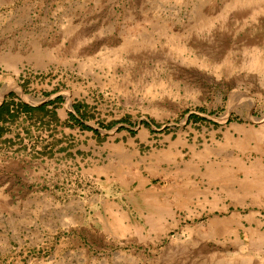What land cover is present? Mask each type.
I'll return each mask as SVG.
<instances>
[{"label": "rangeland", "instance_id": "rangeland-1", "mask_svg": "<svg viewBox=\"0 0 264 264\" xmlns=\"http://www.w3.org/2000/svg\"><path fill=\"white\" fill-rule=\"evenodd\" d=\"M8 88L0 264H264V0H0Z\"/></svg>", "mask_w": 264, "mask_h": 264}, {"label": "crops", "instance_id": "crops-1", "mask_svg": "<svg viewBox=\"0 0 264 264\" xmlns=\"http://www.w3.org/2000/svg\"><path fill=\"white\" fill-rule=\"evenodd\" d=\"M14 90L12 88H8L5 91L0 92V107H4L7 111V114L4 115V120L0 122V127L4 130V135L1 137L3 141L13 142L14 140H22L23 139V129H22V121L27 118H30L31 112H35L37 109H44L46 114L54 115L56 118L60 115V108L55 103L57 99L48 98L45 100L44 104H35L31 102H26L20 100V98L13 97ZM17 96V95H16ZM57 107V108H56ZM25 108V109H24ZM66 110L67 115H74L70 112V110L64 108ZM15 116H18L19 126L17 127ZM14 120V121H13ZM153 127L140 128L134 134L130 130H126L123 133V137L128 145L136 148H139L141 145H149L152 146L155 143V134L153 132ZM169 145V144H168ZM22 147H19L18 153L22 154L24 151ZM56 148H51V154H54ZM29 151V148L26 149V152ZM41 152V150H40ZM4 172L8 174H15L10 166L4 168Z\"/></svg>", "mask_w": 264, "mask_h": 264}, {"label": "trees", "instance_id": "trees-1", "mask_svg": "<svg viewBox=\"0 0 264 264\" xmlns=\"http://www.w3.org/2000/svg\"><path fill=\"white\" fill-rule=\"evenodd\" d=\"M25 109V108H24ZM7 114V111L4 107H0V121H3L4 120V115ZM83 128H88L86 126H82ZM3 132V128L0 127V135L2 134Z\"/></svg>", "mask_w": 264, "mask_h": 264}]
</instances>
